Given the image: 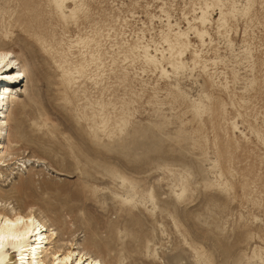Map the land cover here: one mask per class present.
Here are the masks:
<instances>
[{"label":"rangeland","instance_id":"obj_1","mask_svg":"<svg viewBox=\"0 0 264 264\" xmlns=\"http://www.w3.org/2000/svg\"><path fill=\"white\" fill-rule=\"evenodd\" d=\"M0 47L8 208L107 264H264V0H0Z\"/></svg>","mask_w":264,"mask_h":264},{"label":"bare ground","instance_id":"obj_2","mask_svg":"<svg viewBox=\"0 0 264 264\" xmlns=\"http://www.w3.org/2000/svg\"><path fill=\"white\" fill-rule=\"evenodd\" d=\"M20 76L26 78L20 59L13 51L0 47V105L3 106L0 108V139L7 140V144L0 142V168L16 162H13L16 158L12 152L16 147L11 144L8 107L4 105L14 97L10 93L11 79ZM22 122L25 123V119ZM97 136L82 138L84 144L86 138L91 143L89 153L93 161L98 153ZM9 196L8 192L0 191V264H107L88 247L81 246L74 234L65 239L59 237L44 211L34 204L8 208Z\"/></svg>","mask_w":264,"mask_h":264}]
</instances>
